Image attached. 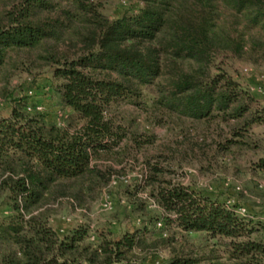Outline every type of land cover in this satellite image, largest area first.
Wrapping results in <instances>:
<instances>
[{
    "label": "trees",
    "instance_id": "trees-1",
    "mask_svg": "<svg viewBox=\"0 0 264 264\" xmlns=\"http://www.w3.org/2000/svg\"><path fill=\"white\" fill-rule=\"evenodd\" d=\"M106 1L0 0L1 79L46 72L59 101V124L28 91L8 94L0 115V264H154L162 250L159 264H264V217L173 180L137 122L176 131L210 165L252 153L249 170L264 175L252 131L264 108L219 65L264 64V0H120L129 9L114 19ZM129 159L140 176L123 194L141 225L117 235L78 224L59 236L56 208L87 207Z\"/></svg>",
    "mask_w": 264,
    "mask_h": 264
},
{
    "label": "rangeland",
    "instance_id": "rangeland-1",
    "mask_svg": "<svg viewBox=\"0 0 264 264\" xmlns=\"http://www.w3.org/2000/svg\"><path fill=\"white\" fill-rule=\"evenodd\" d=\"M127 9L129 6L120 0H107L103 6L102 14L109 19H114ZM219 65L234 81L249 88L257 98L256 106L258 108H264V64L251 65L236 61H224L219 62ZM50 83V76L46 72L33 76L13 73L7 83L3 82L0 77V101H3L0 104V115L7 116L10 112L8 94L15 98L31 91V101L45 109L47 118L54 121V112L59 109V101L50 88ZM260 88L262 92H257ZM136 115V113L133 114V116ZM137 122L141 133H149L155 137L153 150L163 153L170 159L174 172L173 180L205 191L221 202L234 198L238 205L246 208L248 212L264 217V191H262L263 193L256 191L255 185H253V183L264 185V175L255 176L249 170L248 164L254 157L252 153L238 156L235 163L233 159L229 160L230 162H214L210 165L207 162L210 158L207 160L196 155L194 152L198 153L197 150L191 149L187 144L181 145L180 137L176 131L147 124L143 121L142 116ZM252 131L260 143L264 141V126L255 127ZM213 137L215 138V134ZM167 149H171L173 152L170 153ZM127 161L129 162L123 166H115L118 173L114 175L116 178H114L113 185L107 191L102 190L96 200L90 202L87 207L73 209L63 203L56 208L51 225L59 236L78 224L89 225L91 229L104 226L117 235L141 225L137 217L132 215L129 203L123 194L125 186L140 176V162L138 164L130 162L133 161L132 159ZM137 161H141L140 157ZM236 186L247 191L249 196L242 199L236 196L234 194ZM141 196L145 198L144 195ZM104 201L110 203V210H105L102 207ZM150 208L153 215L159 214L154 204L151 203ZM199 242V238L195 239V246ZM207 246L206 252L211 249L212 243H208ZM216 249V255L223 257L221 248ZM157 255L154 264L165 260L168 253L162 250Z\"/></svg>",
    "mask_w": 264,
    "mask_h": 264
},
{
    "label": "built area",
    "instance_id": "built-area-1",
    "mask_svg": "<svg viewBox=\"0 0 264 264\" xmlns=\"http://www.w3.org/2000/svg\"><path fill=\"white\" fill-rule=\"evenodd\" d=\"M258 90H259V89H258ZM257 92H259V91H257ZM27 96L30 97V98H32V92H31V91H28V92H27ZM28 110H30V108H28ZM35 110H36L37 112H40V113H43V112L45 111V109H43V108H42L41 106H39V105H36ZM54 122H55L56 124H59V118H55ZM261 188L264 190V185H262ZM235 202H236V201L234 200V198H232V199H228V200L224 201V205L227 206V207H229V206H233V205H235ZM110 206H111L110 203L107 202V201H104V203H103V205H102V207H103L105 210H110V209H111ZM236 212H237L239 215H242V216L247 214V210H246L244 207H242V206H239V207L236 209ZM158 226H159V225H158Z\"/></svg>",
    "mask_w": 264,
    "mask_h": 264
}]
</instances>
